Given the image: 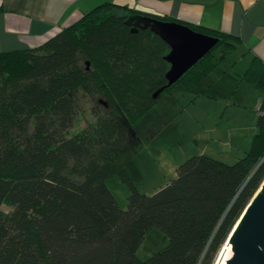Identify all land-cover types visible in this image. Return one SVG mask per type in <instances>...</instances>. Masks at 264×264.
Wrapping results in <instances>:
<instances>
[{
  "label": "trees",
  "instance_id": "obj_1",
  "mask_svg": "<svg viewBox=\"0 0 264 264\" xmlns=\"http://www.w3.org/2000/svg\"><path fill=\"white\" fill-rule=\"evenodd\" d=\"M134 13L105 2L36 48L0 52V264H213L264 182V65L256 60L241 75L262 93L256 132L233 164L192 155L150 195L128 177L126 169L136 175L130 157L118 168L107 160L80 182L64 173L69 162L90 157L88 143L71 129L79 99L90 95L92 85L107 98L115 92L148 100L166 83L169 45L149 28L131 31L126 20ZM190 28L218 41L175 83L192 96L214 98L219 93L208 78L233 51L234 38ZM142 32L153 44L138 43ZM147 117L154 119L150 111ZM117 130L108 146L129 141L123 125ZM114 175L129 186L124 209L106 185ZM152 227L168 242L139 259L136 250Z\"/></svg>",
  "mask_w": 264,
  "mask_h": 264
},
{
  "label": "rangeland",
  "instance_id": "obj_2",
  "mask_svg": "<svg viewBox=\"0 0 264 264\" xmlns=\"http://www.w3.org/2000/svg\"><path fill=\"white\" fill-rule=\"evenodd\" d=\"M136 38L142 47L153 44L152 37L147 33H139ZM232 52L220 64L225 75L218 80L216 90L219 95L214 98L192 96L177 83L165 88V92L161 94V91L156 97L153 94L159 88L151 91L148 100L134 95L122 98L115 92L107 98L103 89L92 85L90 95L79 99V107L74 111L75 124L71 129L73 134L88 143L90 157L80 163L69 162L64 173L80 182L107 160L114 161L118 168L130 157L136 175L126 169L128 177L138 192L150 195L175 178L177 166L192 155L202 153L233 164L250 148L251 143H244L242 138L251 135L253 139L256 132L257 114L255 104L253 106L256 96L251 94L260 90L252 81L241 78L242 72H239L235 62L237 54ZM17 59L13 58L14 62H21L22 65L20 58ZM157 67L161 71L167 68L163 65ZM5 72L2 74L5 75ZM110 88L111 85L108 92ZM147 111L154 119L147 117ZM132 113L136 114L134 119ZM119 125L125 127L129 141L120 147L108 146L107 138L109 142L114 141ZM124 146L127 148L121 150ZM106 185L118 206L126 208L130 193L128 184L114 175L106 180ZM3 209L8 208L3 206ZM167 242L166 234L152 227L144 235L136 256L146 259L160 251ZM225 243L213 264H225L231 257V253L225 250ZM219 256H222L221 260Z\"/></svg>",
  "mask_w": 264,
  "mask_h": 264
},
{
  "label": "crops",
  "instance_id": "obj_3",
  "mask_svg": "<svg viewBox=\"0 0 264 264\" xmlns=\"http://www.w3.org/2000/svg\"><path fill=\"white\" fill-rule=\"evenodd\" d=\"M105 2L123 6L134 14L162 16L189 27L200 26L233 36L232 53L237 54L240 75L254 60L264 65V0H0V52L36 48ZM224 75L219 65L208 81L217 89ZM252 93L256 96V112L262 93ZM251 139V135L242 138L246 144Z\"/></svg>",
  "mask_w": 264,
  "mask_h": 264
},
{
  "label": "water",
  "instance_id": "obj_4",
  "mask_svg": "<svg viewBox=\"0 0 264 264\" xmlns=\"http://www.w3.org/2000/svg\"><path fill=\"white\" fill-rule=\"evenodd\" d=\"M126 23L133 26L131 31L149 28L169 45L164 56L169 64L165 73L166 84L153 97L175 83L218 41L216 37L197 32L186 24L142 14L129 16ZM225 244L231 249V257L225 264H264V182L243 210Z\"/></svg>",
  "mask_w": 264,
  "mask_h": 264
},
{
  "label": "bare ground",
  "instance_id": "obj_5",
  "mask_svg": "<svg viewBox=\"0 0 264 264\" xmlns=\"http://www.w3.org/2000/svg\"><path fill=\"white\" fill-rule=\"evenodd\" d=\"M225 250H226L227 252L231 253L230 246L226 245Z\"/></svg>",
  "mask_w": 264,
  "mask_h": 264
}]
</instances>
